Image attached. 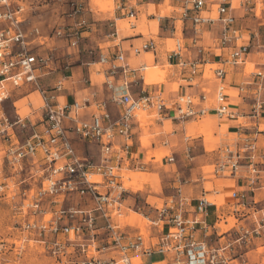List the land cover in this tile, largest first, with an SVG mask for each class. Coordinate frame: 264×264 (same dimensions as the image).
Listing matches in <instances>:
<instances>
[{
  "label": "built area",
  "instance_id": "obj_1",
  "mask_svg": "<svg viewBox=\"0 0 264 264\" xmlns=\"http://www.w3.org/2000/svg\"><path fill=\"white\" fill-rule=\"evenodd\" d=\"M172 1L179 3L181 19L190 20L192 32L186 42L183 32H176L174 24L165 26L168 37L164 39L172 42L165 54L166 63L187 69L190 83L195 82L199 72L201 75L210 73L219 80L212 107L197 106L208 99L205 88H201L198 95L178 94L165 100L159 90L151 89L152 84L144 82L145 65L130 67L121 51L96 54L93 50H89L92 60L88 64L103 67L106 98L94 99L91 95L80 102H59L56 97L63 90V78L50 89L38 82L37 73L47 66L52 55L36 54L27 46L22 28L24 2L19 1L15 7L11 0L0 4V264L19 261L27 250L37 247L51 264H140L142 255L153 252L173 255L174 264H228L224 247H210L205 240L196 239L197 226L203 221L184 215L183 206L187 202L178 190L168 201L154 207V218H148L150 226L157 230L156 243L145 246L142 232H125L127 211L142 213L139 208L126 204L130 190L125 186L128 171L146 169L145 163L135 161L131 155L133 125L141 126L140 113L147 116L151 111L159 119L166 116L186 121L213 111L219 118H234L235 112L227 105L224 79L229 68L238 66H243L250 80L237 86V96L254 100L251 105L254 115H259L264 107L260 96L264 91V69L246 70L252 31L235 27L231 4L226 0H211V5L216 6L215 16H204L200 12L205 9L206 0ZM238 3L247 5L250 0ZM121 7L126 11V18H135L131 8ZM83 10V5L75 0L68 16L74 18ZM247 10L255 18L261 14L255 0ZM217 22L222 24V29L216 43L207 47L201 45V26ZM87 26L83 18L71 29L57 25L51 32L55 37L66 38L70 47L78 48L81 28ZM32 32L39 31L34 28ZM157 47L156 40L150 37L132 47L130 53L133 56L155 53ZM206 56H212L214 61L205 69L209 63ZM25 84H32L42 102V127L38 130L28 119L19 115L10 119L2 110V104L10 97V87ZM89 104L94 111L83 119L80 112ZM110 107L117 110L116 114ZM16 127L26 130L24 138L18 136ZM74 141L97 146L98 159L78 155ZM257 149L249 138L232 146H222L214 174L235 176L245 165L252 174L250 184H254ZM163 157L169 163L174 161L170 153ZM25 164L29 166V175L21 178L19 172ZM6 169L10 174H5ZM92 177L98 179L92 180ZM231 197L240 205L246 201V195L237 191H233ZM210 205L206 199L200 201V212L204 216ZM254 223L251 230L240 227V231L260 234V220ZM97 251L116 252L117 257L102 259ZM129 251L135 256H129ZM135 258L139 259L138 263L133 262Z\"/></svg>",
  "mask_w": 264,
  "mask_h": 264
},
{
  "label": "crops",
  "instance_id": "obj_2",
  "mask_svg": "<svg viewBox=\"0 0 264 264\" xmlns=\"http://www.w3.org/2000/svg\"><path fill=\"white\" fill-rule=\"evenodd\" d=\"M19 1L24 2V0H11L12 7H15ZM77 1L83 5L84 10L74 18L70 17L68 24L62 22L59 25L71 29L83 18L88 22L87 27L81 28L82 38L78 48L70 47L66 38L52 35L51 31L54 25L50 21L52 17L48 16L49 12L42 11L33 15L27 9L22 24L27 46L36 54L52 55V60L37 73L40 85L45 89H50L53 88L56 81L64 79L63 90L56 97L59 102H80L91 95H94V99L106 98L107 93L101 75L103 67L98 64H88L92 60L89 50H93L96 54H111L121 51L130 67L139 68L145 65L147 68H153L150 71L147 70L146 75H149L146 80L144 77V82L152 84L150 88L159 90L165 100L172 99L178 94L198 95L201 88H205L208 91V99L199 102L197 106L212 107L215 105L214 97L219 80L212 77L210 73L201 75L199 72L195 82L190 83L187 80V69L171 67L166 63L165 54L172 42L170 39H164V37H168V34H163V32H167L163 28L166 25L174 24L176 32H183L186 42H189L192 32L190 20L180 17L179 3L168 0L171 11L163 16L159 15V12L167 0H134V7L122 3V6H127L135 12V18L128 19L125 17L126 11L122 7L120 16H116L117 0H113L112 9L103 13H99L101 11L91 0ZM210 1L206 0L207 4L205 9L200 12L201 15L213 14L216 6H212ZM226 1L231 4L230 13L236 18L235 27L252 31L246 65L252 63L254 69H264V0H255L257 5H262L259 18H255L252 12L247 10V6L254 5V0H250L247 5L243 3L239 5V0ZM42 13L44 14L42 15ZM189 13L193 14L192 11ZM158 16H161L160 20L157 19ZM59 18L61 17L57 14L56 19ZM121 20H126L129 27L119 25L118 21ZM251 20L255 21L253 25L250 24ZM1 26L2 24H0ZM34 28L38 29L37 34L32 32ZM221 29L220 22L201 26L199 43L206 47L215 44ZM150 37H153L158 45L155 53H140L136 56L130 53L132 47L138 46ZM206 57L209 63L205 69L214 61L212 56ZM165 68L167 69L166 77L165 70H163ZM246 80H250V78L243 66L229 68V73L224 79L227 105L231 111L235 112L234 118H219L213 111H209L204 116L180 121L166 116L159 119L153 115V112L148 111L144 124L133 125L131 155L135 161L145 163L146 169L145 171L131 170L128 172L147 174L149 173L147 166L151 168L156 163L168 166L167 169L171 171L167 174V184H162L158 177L154 186L151 181L142 183L140 179L138 183L131 177L127 178L126 176L125 178V182L130 186L131 183H141L136 188L129 187L130 192L126 196V204L131 198L132 189H135L133 192L138 193L144 199L151 212L139 214L127 211L128 222L125 232L131 234L142 232L145 246L157 242V230L150 224H141V219L148 222V218H154V207L168 201L178 190L180 196L187 202L183 206L184 215L203 221L197 226L196 239L198 241L205 240L207 243L209 241L212 247L217 245L224 247L225 253L228 242L237 243L239 241L238 238L229 241L233 231L240 232V227L249 224V221L252 222L253 217H259L262 222L261 236L253 239L251 249L246 253L239 251V255L230 258L228 264H242L243 256L255 251L260 244L264 247V128H262L264 126V107L259 115H254L251 112L254 100L251 97L241 99L237 96V86ZM9 90L13 115L28 119L35 124L37 130L40 129L42 127L40 122L42 102L32 84H25L18 88L10 87ZM260 96L264 101V91H261ZM110 110L116 114L115 108L110 107ZM93 111V105L89 104L80 112V117L89 118ZM142 137H147L148 140L141 141ZM243 138L251 139L258 147L255 165L257 180L254 184H250L249 178L252 177V174L249 172L250 168L245 165L235 176L216 175L214 171L205 169L213 166L214 154L211 151L216 150L217 153V150L222 146H232ZM73 145L78 155L93 158L95 161L98 159V147L94 144L74 141ZM81 148L85 149L82 151ZM162 152L163 156L168 153L172 154L174 161L169 163L164 157L157 161L156 156ZM233 191L246 195L244 205H240L238 200L230 196ZM203 199L211 203L205 216L200 212V201ZM128 205L132 207L130 204ZM97 254L106 260L117 257V253L112 251H97ZM128 254L131 257L135 256L132 251H129ZM140 264H174L173 255L158 252H153L150 255L144 254L140 257Z\"/></svg>",
  "mask_w": 264,
  "mask_h": 264
},
{
  "label": "rangeland",
  "instance_id": "obj_3",
  "mask_svg": "<svg viewBox=\"0 0 264 264\" xmlns=\"http://www.w3.org/2000/svg\"><path fill=\"white\" fill-rule=\"evenodd\" d=\"M25 1L26 0H24V5H25L24 13L27 12L26 11L27 9H29L28 12H32L33 15H37L42 11L49 12L48 16L52 17L50 21L52 22L54 27H56L57 25L61 24L62 22H65L66 24L69 23L70 17L68 16V13L71 12L72 2L75 0H27L26 2ZM91 1L98 8V10L101 11L99 13H103V12L107 11L108 9L113 8V0H101V2L105 5L104 9H102L98 5H96L94 3V0H91ZM155 1H157V0H155ZM116 3H117V8H115V10H116V16L117 17L120 16V9H121L122 3H127L128 6H133V7L135 6L134 0H117ZM41 5H44V6H41ZM35 7H37V8L33 9ZM150 8H151V6H150ZM257 8L261 10L262 5L261 4L257 5ZM214 10H215V7H214ZM170 11H171V8L168 6V0H167V1H165L164 6L161 7V12H159V15H162V16L167 15L170 13ZM43 14L44 13H42V15ZM57 14L59 17H61V18L63 17V18L62 19L61 18L56 19ZM211 15L215 16V11ZM253 23H255V21L251 20L250 24L253 25ZM118 24L119 25L121 24L127 28L129 27L128 22L126 20L118 21ZM163 29H165V28H163ZM163 34L166 35L167 32H163ZM252 68H253V64L248 63L247 69L251 70ZM163 70H165V77H166L167 69L165 68ZM145 72H146V70H145ZM164 78H163V81H164ZM43 81L44 80L42 79V82ZM12 109L13 108H12V103H11L10 99L5 101L2 104V110H3L4 114L6 116H8L10 119L14 118ZM142 115L144 118V120H142V124H144L145 120H146V116L144 113H140V116H142ZM262 128H264V126H262ZM15 131L18 134V136L21 138H24L25 135L27 134L26 130L20 131V129L18 127L15 128ZM143 139L148 140L147 137H142L141 141ZM147 144H148V141H147ZM0 145H1V143H0ZM84 147H86V146H84ZM1 148L2 147L0 146V155H2ZM81 149L83 151L85 148H81ZM211 153L214 154L213 155V166L205 168V169L213 171L215 163L219 158V150H217V153H216V150L211 151ZM162 157H163V152L156 156V160L159 161ZM167 167L168 166H166V165H161L160 163H156V164L152 165L151 168L149 166H147V171L149 172L147 174L127 172L126 176L129 178L131 177L133 179H136L135 181L138 183H139L140 179H141L142 183H150V181H151V182H153V186L155 184L156 179L159 177L162 184H167L168 183L167 174H169L171 172L170 169L169 170L167 169ZM5 174L6 175L10 174L7 169L5 170ZM28 175H29V166H28V164H25L23 169L19 172V176L21 178H24V177H27ZM92 179L97 180L98 178L93 177ZM131 184L132 185L130 186L127 182H125V186L128 189H129V187H133V186H134V188H136L137 185L140 186L141 183L140 184L131 183ZM134 190L135 189H132V191H131L132 193L130 196L131 198L127 201L128 202L127 204H130L134 209L139 208L141 212H144L146 214L151 213L150 209H148L147 205L145 204L144 199L138 193H134L133 192ZM161 204L162 203H159L157 206H160ZM263 205H264V203H263ZM252 219H253L252 222L249 221L250 222L249 224L243 226V227H245V229L251 230L253 228V224H255L254 221L259 220V217H257V218L253 217ZM141 220H142L141 224H146V225L149 224L147 221H145L143 219H141ZM142 231H143V229H142ZM261 231H262V228H261ZM259 236H261V234L256 235L253 233L250 235V233L246 234V233H243L241 231L240 232L239 231L238 232L233 231V234L229 237V241H232L233 238L239 239V237H241V239L237 243L228 242V244L226 245V249H227L226 254H227L228 258L230 259V258L235 257L236 255L238 256L239 251H240V253L241 252L246 253L249 249H251V244H252L253 239H255ZM207 244H208V246L211 247V244L209 243V241ZM260 245L256 248L255 251H252V253H250L249 255L243 256V258H241L242 264H264V247L260 246ZM215 247L218 248L221 246L217 245ZM19 262H20V264H51L52 263V261L49 258H47V255L45 253L41 252L39 247H37L36 249L27 250L25 252V254L22 255ZM133 262H135V263L138 262V259H133Z\"/></svg>",
  "mask_w": 264,
  "mask_h": 264
},
{
  "label": "bare ground",
  "instance_id": "obj_4",
  "mask_svg": "<svg viewBox=\"0 0 264 264\" xmlns=\"http://www.w3.org/2000/svg\"><path fill=\"white\" fill-rule=\"evenodd\" d=\"M94 3L96 4V5H98L100 8H102V9H104L105 8V5L101 2V0H94ZM254 67V66H253ZM150 69H153V68H147V69H145L146 70V72H147V70H149L150 71ZM246 69H247V65H246ZM253 69V68H252ZM247 70H249V69H247ZM146 72L144 73V77H145V80L147 79V76L149 75V74H147L146 75ZM149 73V72H148ZM141 120H144V118H143V115L142 116H140L139 117ZM93 178V177H92ZM93 180V179H92ZM135 259H138V258H135ZM138 262H139V259H138ZM138 262H136V263H138Z\"/></svg>",
  "mask_w": 264,
  "mask_h": 264
},
{
  "label": "clouds",
  "instance_id": "obj_5",
  "mask_svg": "<svg viewBox=\"0 0 264 264\" xmlns=\"http://www.w3.org/2000/svg\"><path fill=\"white\" fill-rule=\"evenodd\" d=\"M9 0H0V4H7ZM8 264H20L19 261H9Z\"/></svg>",
  "mask_w": 264,
  "mask_h": 264
}]
</instances>
